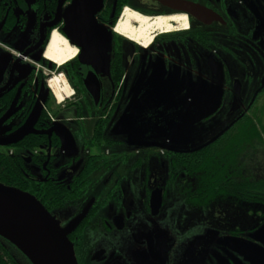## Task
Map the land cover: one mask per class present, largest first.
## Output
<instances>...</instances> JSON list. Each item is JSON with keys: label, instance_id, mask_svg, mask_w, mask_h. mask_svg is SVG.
<instances>
[{"label": "flooded vegetation", "instance_id": "flooded-vegetation-1", "mask_svg": "<svg viewBox=\"0 0 264 264\" xmlns=\"http://www.w3.org/2000/svg\"><path fill=\"white\" fill-rule=\"evenodd\" d=\"M73 1L0 0V146L9 150L16 169L20 164L28 168L34 190L45 186L42 203L72 243L77 263L264 264V237L258 235L264 213L255 209L258 222L245 227L242 215L229 216L213 206L206 177L184 171L198 153L209 155L214 142L248 120V106L264 100V0H179L192 4V10L160 0H103L94 17L109 40L97 50L108 44L110 63L106 74H98L100 97L95 100L86 86L94 67L77 56L61 70L66 73L78 62L90 96L78 93L57 106L49 77L60 68L45 56L51 35L65 36L78 55L86 51L83 42L72 41L67 22ZM126 7L152 17L185 16L189 25L180 29L173 22L172 32L141 49L116 29ZM87 24L81 28L90 29L91 18ZM9 38L13 47L5 42ZM155 70L166 112L182 111L179 117L186 119L208 104H216L215 111L164 137H150V132L139 137L128 124L118 126L150 95ZM218 120L231 121L211 140L179 148L187 144L181 143L189 130L199 132L207 123L204 134ZM165 138L169 143L161 142ZM68 144L74 154L56 162L55 152L68 154ZM139 145L132 154L130 148ZM222 180L225 194L220 195L236 196V203L246 197L258 207L264 198L256 190L227 189L241 182ZM157 195H162L160 207Z\"/></svg>", "mask_w": 264, "mask_h": 264}, {"label": "water", "instance_id": "water-1", "mask_svg": "<svg viewBox=\"0 0 264 264\" xmlns=\"http://www.w3.org/2000/svg\"><path fill=\"white\" fill-rule=\"evenodd\" d=\"M160 1L170 7H177L180 3L187 10H192L193 7L192 4L179 0ZM102 5L103 0H74L67 16L74 35L72 41L86 45V51L78 55L81 63L94 67V71L86 78V86L95 100L99 99L101 92L98 74H106L110 63L108 44L104 43L101 52L97 50L102 40L106 43L109 40L108 30L99 25L94 17ZM90 7L91 10L88 11ZM89 18L92 19L93 26L82 29L81 26L88 25ZM157 81L158 71L155 70L148 83L150 95L132 110L131 115L125 113L118 126L128 124L139 137L146 136L148 132L151 133L150 137H164L172 129H182L199 122L217 107L216 104H208L195 117L180 119L182 111H165L166 101L159 97L161 87L157 86ZM161 201L162 195H157V207L161 206ZM154 202L155 199L152 198V203ZM0 236L21 250L33 264H78L72 243L43 203L28 191L2 183Z\"/></svg>", "mask_w": 264, "mask_h": 264}, {"label": "rangeland", "instance_id": "rangeland-1", "mask_svg": "<svg viewBox=\"0 0 264 264\" xmlns=\"http://www.w3.org/2000/svg\"><path fill=\"white\" fill-rule=\"evenodd\" d=\"M141 13V12H140ZM144 14V13H142ZM147 15V14H145ZM151 16V15H148ZM152 17V16H151ZM158 33V32H157ZM12 37L16 35V33L12 32L11 33ZM14 39V38H13ZM12 38H9L5 40L6 44L10 47H13L14 40ZM127 40L136 43L133 40H130L126 38ZM158 39V36L154 38L152 44L149 46H153ZM49 43V42H48ZM138 47L140 46L141 49H145L143 45H141L139 42L137 43ZM147 47V48H149ZM5 51H7L6 48H4ZM9 51V50H8ZM7 51V52H8ZM5 53V52H4ZM75 60V59H74ZM73 62V61H71ZM63 66H58L56 63V67H59L60 69L63 68ZM62 70L56 71L55 73L50 74L49 77V84L51 85V79L54 77H60L65 80V83L68 85V87L71 90V94L65 97V100L67 101H73L74 99V93L75 90L70 83V80L68 76L66 75L65 72H61ZM49 73V72H48ZM109 77V76H107ZM106 77L104 78L105 82ZM107 82V88L109 90V80H106ZM70 85V86H69ZM51 87V86H50ZM52 94H53V100L54 104L57 106L63 105L64 101H59L58 98L55 95L54 89L51 88ZM261 98L264 99V93L262 94ZM249 108V109H248ZM247 110H244V112H248V120L243 121L240 124L236 126V131L229 133L227 136L220 138L216 142H214L213 145H215V148L211 150L209 156L210 159L212 160L208 165H209V172L210 173H217L220 174L221 172L224 173V176L222 178H229L233 182H259V181H264V100L259 102L258 104L250 105L248 106ZM39 107L37 106L36 108V113L38 111ZM51 114L53 115V108L51 110ZM54 116V115H53ZM91 121V120H90ZM231 120L228 121H221L218 120L216 121L212 127L210 128V131H206L204 134V130L206 129L207 123H203V125L200 126L199 132H195V128L193 130H189L186 135V137H182V143H187L184 146H181L179 148H194L200 144H203L212 138H214V134L218 132L220 129L224 128L230 123ZM210 123V122H209ZM224 123V124H223ZM90 128H92L91 125H88V129L90 131ZM203 130V131H202ZM110 135V134H109ZM259 135V136H258ZM72 138V136H71ZM123 138V137H119ZM122 141V140H121ZM161 142L164 143H169L168 138H165L161 140ZM123 143V141H122ZM74 147L76 150L77 149V144ZM142 145L139 146H133L130 148L132 151V154L136 155V150L140 149ZM144 147V145H143ZM1 150L6 151L5 154L9 155V150L7 151V148L4 145L0 146ZM64 149L67 150L68 154L63 153V149L55 152L57 158L56 162L59 161L60 159H67L70 157L69 154H74L71 149H70V144L64 147ZM118 151L124 152L125 150L118 149ZM46 152V150H43L42 153ZM200 153H204L203 150L199 151ZM138 154V153H137ZM198 159L196 160L197 162H190L188 165L189 168L187 170L184 169L186 173H188L190 170L191 172H196L195 174H201L203 176V173L195 170V164H199L203 162V159L205 160L206 156L203 154L199 153ZM193 158V157H192ZM195 160V158H193ZM192 159V160H193ZM208 183H212V179L209 177L206 179ZM216 181V180H215ZM182 178L181 176L179 177V183H182ZM254 190L259 191V188H254ZM251 191V193L254 192ZM225 194V193H223ZM260 196L262 194L260 193ZM215 200H213V206H217L220 208L222 211H227L225 212L226 215L231 216V214H240L243 216V223L246 227V225L252 223L255 221V223L258 222V216L256 214L255 209H260L264 213V198L260 197V202L257 205H253L250 200H247L246 197L243 199L241 202L236 203V196H229L225 198V196L217 195L214 196ZM236 197V198H235ZM169 203V202H168ZM180 203L181 208H185L182 204L183 201H178ZM254 211V213H253ZM231 213V214H230ZM229 219V217H227ZM222 220V219H221ZM254 223V224H255ZM219 225V223L217 224ZM259 236L264 237V225L260 229Z\"/></svg>", "mask_w": 264, "mask_h": 264}, {"label": "trees", "instance_id": "trees-1", "mask_svg": "<svg viewBox=\"0 0 264 264\" xmlns=\"http://www.w3.org/2000/svg\"><path fill=\"white\" fill-rule=\"evenodd\" d=\"M65 65H70V62ZM78 65V62H76V64L71 65L68 68V72H66V75L68 76L70 83L72 84L76 92L75 94L79 93L87 97V95H90L88 94L85 88L83 81L84 79L79 76ZM112 71L114 70L112 69ZM121 77L122 73H119V77L115 78V80L120 81ZM85 92H87V94ZM194 155L196 154L194 153ZM209 159L210 157L206 156L205 160L203 159V162L195 164V170L202 172L203 176L206 177V179L210 177L212 181H214L206 185H209L210 189L206 190L205 192L210 193L213 196L220 195L225 192L222 187V185H224L222 180L224 173H210L208 164L212 160ZM0 183L9 186H15L25 191H29L35 194L41 202H44V196L46 194L45 186L43 184H40L39 192L34 190L33 185L28 178V168L20 164L16 169V163L14 162L13 158H11L5 153H0ZM236 187H238L237 190H241L243 193L251 192L254 190V188L258 187L260 193L262 195L264 194V181L229 184L227 189L234 190ZM19 260H22L24 263L27 264H33L21 250H19L16 246H14L6 239L0 237V264H20Z\"/></svg>", "mask_w": 264, "mask_h": 264}, {"label": "bare ground", "instance_id": "bare-ground-1", "mask_svg": "<svg viewBox=\"0 0 264 264\" xmlns=\"http://www.w3.org/2000/svg\"><path fill=\"white\" fill-rule=\"evenodd\" d=\"M173 22H176L180 29H186L189 25L185 16L150 17L127 8L116 29L127 38L139 42L144 47H149L157 32L166 34L174 30ZM64 37L59 32L54 31L45 53L47 59L57 63L59 66L69 63L78 55V50ZM51 88L54 89L59 101H64L65 97L71 94V90L65 80L58 76L51 79Z\"/></svg>", "mask_w": 264, "mask_h": 264}]
</instances>
